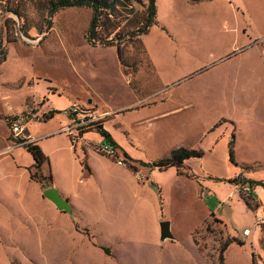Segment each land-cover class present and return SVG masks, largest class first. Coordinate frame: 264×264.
<instances>
[{"label": "rangeland", "instance_id": "1", "mask_svg": "<svg viewBox=\"0 0 264 264\" xmlns=\"http://www.w3.org/2000/svg\"><path fill=\"white\" fill-rule=\"evenodd\" d=\"M54 1L0 0V57H6V61L0 63V114L13 112L9 116L18 117L27 129L28 122L41 120L49 108L60 112L49 125L33 123L32 133L53 132L59 124L64 126L69 121L68 114L71 118L68 126L72 127L74 104L87 111L85 116L94 118L95 123L111 119L117 111V126L123 130L110 121L106 129L124 153L149 163L179 147L205 153L208 133L214 131L215 135H225L222 125L216 128L222 118L244 117L241 108L257 106L264 100V75L258 70L257 49L237 57L230 64L235 74H241L239 85L231 91L218 89L215 75L213 78L211 73L187 80L202 67L211 65L217 56L239 53L240 49L248 48L251 40L264 36V26L255 22L249 12L260 0H230V3L233 1L231 5L227 0H163L160 19L171 36L153 28L144 38L154 65L145 61L143 37L138 34L146 22L148 0H119L117 11L113 13L117 17L111 16L117 24L116 33L122 38L117 45L129 65L140 60L144 64L134 78L125 76L116 48H95L87 43L86 33L93 15L91 9L66 8L50 18ZM75 98L81 100L74 102ZM88 101L109 113L96 112L98 107L89 106ZM226 101H229V107L224 104ZM257 114L258 124H247L243 118L246 131L237 127L243 135L250 131L247 128H252L254 135L263 134V118ZM3 119L0 118V150H3L0 156L14 151H9L12 145L7 142L10 130ZM150 120L154 122L150 124ZM85 135L81 137L74 133L71 137L78 136L79 145L85 141ZM233 136V133L229 135L230 140ZM90 140L97 144L100 137L95 133ZM66 144V139L57 137L48 141L45 149L51 153ZM242 149L248 157L257 156L250 154L249 148ZM53 157L55 162L64 160V154ZM50 161L53 174L51 158ZM3 172L0 171V183ZM228 173V170L224 171L225 175ZM168 178L155 172L151 180L165 183ZM79 179L85 180L81 176ZM216 181V187L210 192L211 205L228 228L214 218L207 219V225L195 234L204 255L189 254V224L196 206L193 204L194 210H191V202L186 200L182 203L183 210L178 206L181 203H172L171 211L182 235L176 246L155 251L151 246L133 240L135 227L126 225L122 228V234H119L122 243L118 244L117 253L123 264H218L220 243L230 236L245 243L246 247L240 250L233 247L226 264H252V247L258 246L260 237L262 243L255 251L256 259L264 260V223L260 226L262 233L258 227V219H264V213L259 215L235 200L233 203L227 201L232 180ZM257 187L264 203V188ZM155 188L158 190L157 186ZM0 206L6 207V204ZM0 221L11 234L10 238L21 236L16 218L0 213ZM108 237L114 239L110 234ZM5 248L11 249V245L0 246V264H8L3 260ZM37 252V261L30 264H78L80 248L64 251L54 261L48 250ZM94 263L104 264L97 258Z\"/></svg>", "mask_w": 264, "mask_h": 264}, {"label": "crops", "instance_id": "2", "mask_svg": "<svg viewBox=\"0 0 264 264\" xmlns=\"http://www.w3.org/2000/svg\"><path fill=\"white\" fill-rule=\"evenodd\" d=\"M185 1L190 2V0ZM191 1L194 2L193 0ZM204 1L216 2L220 0ZM227 1L229 2L230 0ZM162 2L163 0H157V20L159 25L153 28H158L171 36L165 22L160 19ZM232 3L233 1L228 4L231 5ZM249 12L255 22L264 26V0L252 5ZM162 28H165L166 31ZM145 36H143V42ZM247 47L240 49L239 53L236 52L237 54L217 56L211 65H202L204 67L188 76L187 80L211 73L213 78L215 75V85L218 89L226 92L231 91L236 85H239L238 81L241 74L239 72L235 74L230 68V64L237 57L249 51L255 52V49L259 51L258 57L260 61H258V64L260 68L258 70L264 75V36L251 40ZM145 49L147 50L146 45ZM147 54L150 64H153L148 50ZM78 100L81 99L75 98L74 102ZM88 104L89 106H97L98 111L96 112L103 111L93 101H88ZM224 104L227 107L230 105L229 101ZM47 107L49 108L48 104ZM49 110V112L56 111L50 108ZM103 112L109 113L107 111ZM240 112L243 113L244 117L236 119L231 116H225L222 118L221 124L217 125L216 128L222 125L223 128L221 130L225 132V135L221 136L217 135V133L215 135L214 131L208 133L206 136L208 147L204 157L202 159L189 160L187 162L188 169L184 170L183 173H179L175 168L162 172L145 167H139V171L135 173L125 164H119L117 161L97 152V148L94 146L100 147L106 143L96 132L87 133L85 135L86 142L84 141L73 147L70 138L66 134L61 133V129L70 124V114H68L69 121L64 126L59 124L51 133H32L31 126L36 122L45 126L49 125L56 120L59 114L48 122H43L42 119L28 122L26 127L30 136L37 141L43 153L49 160L51 158L53 162L54 175L51 170V161L49 164L44 165L43 173L45 175L52 174L53 186L51 188L56 189L59 195L69 203L71 210H60L55 203L44 196V192L48 189L45 190L42 184L31 179L35 161L25 148H19L11 154L0 156V171L3 172L4 170L3 182H5V185H2L3 182L0 183V204H6V207L0 206V213L16 218L18 234L21 235L17 239L10 238L11 234L0 221V246L11 245V249H4L5 256L3 260L8 264H30L37 261V251L42 249L48 250L51 260L54 261L58 260L64 251L80 248L79 257L77 258L78 264H97L94 263L96 258L101 259L104 264H123L117 253V246L122 243L119 236V234H122V228L126 225L135 227L132 233L134 236L133 240L151 246L152 250L156 251L167 246H176L182 235L171 211L172 203H181L178 206L183 210L182 203L186 200H190L191 210H194L193 204H195V210H197L191 212L193 219H191L189 224V235L191 238L189 247L191 253L189 254H203L194 242L196 232L203 229L205 222L211 215H215L222 220L221 217L214 213L211 205L212 199H210V192L217 185L216 180L234 181L235 179H243L264 182V132L262 135H258V133L254 135L253 129L247 128L250 131L243 135L237 128L243 129V132L246 131L243 126V118H246L247 124L254 125L258 116L257 113L261 114L263 118L262 124H264V100L257 106L243 107ZM12 113L0 115L12 117L9 116ZM112 116L111 119H103L104 128L106 129V124L110 121L116 124V128L123 130V127L117 126V111H114ZM0 118L3 119L2 117ZM3 120L8 130H10L7 121ZM153 122L150 120V124ZM95 133L99 135L100 142L92 144L90 136ZM231 133L235 136V164L230 158L229 147L232 140H230L229 135ZM7 137L9 138V134ZM57 137L66 139V146L51 153L47 152L45 149L46 143ZM7 142H9L8 139ZM85 143L89 146L85 147L83 145ZM242 147L249 148L250 154L254 153L257 156L254 155L255 158L248 157ZM2 152L3 150H0V154ZM119 152L120 160L123 161L124 152L121 149H119ZM57 154H64L62 162L53 160V156ZM169 155L154 159L149 163L167 158ZM84 161L87 163L88 168L83 166ZM246 167L252 170H244ZM257 168L258 170H256ZM225 170H228V175L224 174ZM155 172L163 178L168 176L169 181L165 183L152 181L151 178ZM80 176L84 177L85 180H80ZM155 186L158 187L159 191ZM255 188L256 186L253 187L252 194L253 203L256 206L255 210H251L245 200L237 194L235 184L231 185L232 190L227 201L233 203L235 200L236 203L242 204L250 211L262 215L264 213V203ZM166 220L170 223V231L173 238H162L161 224L166 222ZM260 232H263L262 228ZM109 234L114 239H110L108 237ZM261 239L260 237L258 246L252 247V264L254 259L257 264H264V260H260V258L257 261V254L255 253L262 243ZM101 247L109 248L112 256L107 255ZM233 247L240 250L246 247V244L244 243L243 246L233 244L226 253L225 264Z\"/></svg>", "mask_w": 264, "mask_h": 264}, {"label": "trees", "instance_id": "3", "mask_svg": "<svg viewBox=\"0 0 264 264\" xmlns=\"http://www.w3.org/2000/svg\"><path fill=\"white\" fill-rule=\"evenodd\" d=\"M118 1L119 0H55L54 2L51 3L50 18H52L60 10L66 9V8L91 9L93 12V15H92V19L90 22V26L86 33L87 43L95 48L98 46L103 47V48H110V47L116 48L117 57H118V60L120 62V65L123 69L125 76L128 78L129 77L134 78L138 75V73L140 72V69L143 68L144 64L142 63L143 61L140 60L132 65H129L123 57L121 47L117 45V41L122 40V38H119L120 37L119 33H116L117 24L111 20V16L114 18L117 17L113 13L117 11ZM193 1L199 2L201 0H193ZM157 13H158L157 0H148V7L146 10V22L143 25V28H140L138 30V34H140L143 37L147 35L154 26L159 25L158 20H157ZM162 29L166 31L165 28H162ZM141 44L144 48L145 61L150 63L147 50L145 49L143 40H141ZM5 61H6V57L5 55H2L0 57V63H4ZM57 114H60V112L51 111L42 117V121L48 122L52 120ZM3 118L7 121L9 128H11L13 121L19 119L18 117H3ZM103 123H104L103 120H101L100 122H97L96 124H94V127L89 132L98 133L104 139L106 144H109L115 149H117V156L115 158H110V157L108 158L118 162L120 160V156L118 153L120 147L118 146V144L114 142L111 134L104 128ZM26 133L27 135H30L28 130H26ZM234 137L235 136H233L229 149H230L231 161L235 164V152H234L235 139ZM23 148H25L33 156L34 161H35L34 171L31 172V179L42 184L45 190L50 189L53 186V176L51 173L49 175H45L43 173L44 165L49 164L50 162L49 158L43 153L37 141L33 143H29L25 145ZM204 155L205 153L201 150H193V149L181 147V148L173 150L171 154L169 155V157L167 158L161 159L159 161H155L153 163H144L142 161H136L132 159L128 154L123 153L122 164H125L127 167H129V169H131L135 173L139 171V167H145L148 169H157L162 172L169 170L171 168H175L177 169L179 173H183L184 170L188 169L187 162L189 160L202 159ZM83 166L85 168H88L87 163L85 161L83 162ZM244 170L249 171L252 169L249 167H246L244 168ZM231 183L235 185L238 183H249L253 187L258 186V187L264 188V182L235 179L234 181H231ZM243 199L245 200L246 204L251 210L256 209V206L253 205L252 196H250L249 198L243 197ZM210 218H214L216 222H219L225 228H227V225L222 220L218 219L215 215H211ZM207 223H208V220L205 222V225H207ZM194 242L199 247V250L202 251V248L199 246L198 241L196 240L195 237H194ZM233 244H238L240 246L244 245L242 241L232 236H230L226 241L221 242L220 247L217 251L219 255L218 264H225L226 253ZM101 249L107 255L112 256V252L109 248L101 247ZM253 264H257L255 259H254Z\"/></svg>", "mask_w": 264, "mask_h": 264}, {"label": "built area", "instance_id": "4", "mask_svg": "<svg viewBox=\"0 0 264 264\" xmlns=\"http://www.w3.org/2000/svg\"><path fill=\"white\" fill-rule=\"evenodd\" d=\"M87 111L81 110L80 107L77 104H74L71 113L74 118L73 123L74 125L66 126L61 129V131L70 138L71 144L73 147H76L78 145V136H74V133L80 134L81 137L84 136L85 133H87L89 130H91L94 127L95 121L94 118H89V116H85ZM25 126L20 123L19 119L12 122L11 128H10V140L9 142L12 143V145L9 148V151L12 152L13 150L17 148H23L25 145L29 143H33L36 140L33 139L30 135H27ZM70 130V132H69ZM97 152L100 154H103L110 158H115L117 156V149L112 147L109 144L101 145L99 148H97ZM119 164H122V161H118ZM236 191L239 196L243 197H250L253 194V186L249 183H238L235 185ZM264 223V219H258V227L261 230L262 224Z\"/></svg>", "mask_w": 264, "mask_h": 264}, {"label": "water", "instance_id": "5", "mask_svg": "<svg viewBox=\"0 0 264 264\" xmlns=\"http://www.w3.org/2000/svg\"><path fill=\"white\" fill-rule=\"evenodd\" d=\"M44 196L48 199H50L53 203L56 204V206L62 210V211H70L71 208L69 206V203L64 200L59 193L57 192L56 189L51 188L48 189L44 192ZM161 229H162V238L167 239V238H173V235L171 234L170 231V223L169 222H163L161 224Z\"/></svg>", "mask_w": 264, "mask_h": 264}, {"label": "bare ground", "instance_id": "6", "mask_svg": "<svg viewBox=\"0 0 264 264\" xmlns=\"http://www.w3.org/2000/svg\"><path fill=\"white\" fill-rule=\"evenodd\" d=\"M243 180V179H242Z\"/></svg>", "mask_w": 264, "mask_h": 264}]
</instances>
